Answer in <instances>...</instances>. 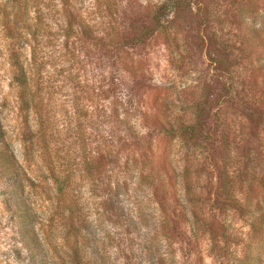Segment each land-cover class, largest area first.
Returning a JSON list of instances; mask_svg holds the SVG:
<instances>
[{
  "label": "rangeland",
  "instance_id": "rangeland-1",
  "mask_svg": "<svg viewBox=\"0 0 264 264\" xmlns=\"http://www.w3.org/2000/svg\"><path fill=\"white\" fill-rule=\"evenodd\" d=\"M0 264H264V0H0Z\"/></svg>",
  "mask_w": 264,
  "mask_h": 264
},
{
  "label": "trees",
  "instance_id": "trees-1",
  "mask_svg": "<svg viewBox=\"0 0 264 264\" xmlns=\"http://www.w3.org/2000/svg\"><path fill=\"white\" fill-rule=\"evenodd\" d=\"M142 39L143 38L140 37V39H137V40H142ZM6 173L9 174L8 177L12 179L14 184H19V185L21 184L19 182L20 180L18 178V174H17L16 170H12V172H6ZM3 174H4V172H3ZM10 197H12L14 200L17 201L16 205L18 204L15 207H16V210H19V211H17L18 213L13 211V215L18 217L19 219H26L28 217L30 218L29 208L27 205L25 206L22 202L23 196L14 192L13 194L10 195ZM25 232H26V235L21 234V239H22L21 241L24 245V248L28 252V259L30 261H33L34 258L36 257V252H35L34 248L31 247V245H32L31 241L33 240V238H32V236H30V233H29L30 231H25Z\"/></svg>",
  "mask_w": 264,
  "mask_h": 264
}]
</instances>
